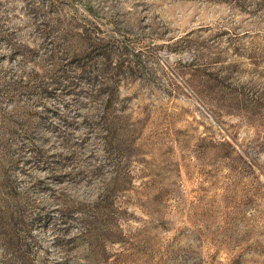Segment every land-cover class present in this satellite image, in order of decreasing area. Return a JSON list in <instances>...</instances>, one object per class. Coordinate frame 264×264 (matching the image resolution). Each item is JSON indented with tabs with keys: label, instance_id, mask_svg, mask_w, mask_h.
I'll use <instances>...</instances> for the list:
<instances>
[{
	"label": "rangeland",
	"instance_id": "rangeland-1",
	"mask_svg": "<svg viewBox=\"0 0 264 264\" xmlns=\"http://www.w3.org/2000/svg\"><path fill=\"white\" fill-rule=\"evenodd\" d=\"M0 264H264V0H0Z\"/></svg>",
	"mask_w": 264,
	"mask_h": 264
},
{
	"label": "trees",
	"instance_id": "trees-1",
	"mask_svg": "<svg viewBox=\"0 0 264 264\" xmlns=\"http://www.w3.org/2000/svg\"><path fill=\"white\" fill-rule=\"evenodd\" d=\"M84 46H81L79 52L80 53H85V50L83 48ZM111 104H112V98L111 96H107L106 98V102H105V105H104V109L108 112L111 108Z\"/></svg>",
	"mask_w": 264,
	"mask_h": 264
}]
</instances>
